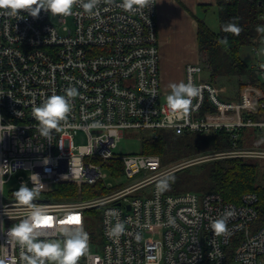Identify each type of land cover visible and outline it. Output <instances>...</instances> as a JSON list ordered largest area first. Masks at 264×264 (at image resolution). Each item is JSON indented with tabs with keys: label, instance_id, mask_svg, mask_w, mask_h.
Here are the masks:
<instances>
[{
	"label": "built area",
	"instance_id": "built-area-1",
	"mask_svg": "<svg viewBox=\"0 0 264 264\" xmlns=\"http://www.w3.org/2000/svg\"><path fill=\"white\" fill-rule=\"evenodd\" d=\"M119 4L97 0L93 12L86 13L76 0L66 16L42 9L37 17L0 8V264H23L24 250L8 236L9 228L31 211L12 194L22 182L39 192L33 203L54 218L39 239L62 241L60 228L77 227L65 213L80 218L88 246L77 264H264V226L252 228L258 218L255 192L243 194L240 204L217 192L166 193L158 188L161 178L188 162L163 168L157 155L115 153L126 131L225 129L232 147L206 158L264 159V147L239 145L244 128H264V119L252 117L264 111V67L253 63L261 80L246 84L238 99H228L222 87L198 78L200 63H188L187 80L191 75L201 93L174 127L163 126L171 110L163 99L158 0H144L135 11ZM260 16L264 20V11ZM68 88L76 89L69 112L50 137L42 136L33 105L53 91L65 95ZM9 126L13 131L3 137ZM82 137L86 142H77ZM138 175L143 177L131 184L118 180ZM64 183L93 196L57 200L52 194ZM93 208L101 210L95 231L87 212ZM227 210H234L227 231L214 235L210 221ZM117 220L125 231L114 239L107 231ZM236 238L231 262L229 249Z\"/></svg>",
	"mask_w": 264,
	"mask_h": 264
},
{
	"label": "trees",
	"instance_id": "trees-1",
	"mask_svg": "<svg viewBox=\"0 0 264 264\" xmlns=\"http://www.w3.org/2000/svg\"><path fill=\"white\" fill-rule=\"evenodd\" d=\"M260 0H216L219 29H212L205 17L195 16L198 22V48L202 71L209 70L204 79L213 82L223 81V77H237L241 89L248 83L257 84L261 79L255 74L251 63L240 54L243 46L258 47L264 40V11L259 5ZM207 12L211 5L202 6ZM232 23L239 27L238 33L224 31L225 24ZM238 79V80H239ZM235 91V90H234ZM239 98V96H238ZM237 98V99H238ZM254 120L264 119V111L252 115ZM256 128H244L241 131L240 146H256L259 139L255 136ZM154 134L147 131L141 136L142 154L158 155L163 168L175 163L195 159L202 154L226 151L232 147L229 131L223 129L211 132L177 133L172 129H160ZM264 140H261V142ZM261 145V144H260ZM259 145V146H260ZM113 163V162H112ZM168 175L174 176L169 181L166 193L197 191L200 193L217 192L225 201L242 203L246 192L258 195L256 208L258 218L252 223V228L264 226V162L260 158L223 157L201 161L178 168ZM94 187V186H93ZM83 191L89 186H83ZM57 200L92 197L93 192L80 193L78 186L73 183L58 185L52 194ZM100 208L89 209L90 225L93 231L97 229ZM240 237V235H239ZM239 242L235 239L229 249V261L233 260L234 249Z\"/></svg>",
	"mask_w": 264,
	"mask_h": 264
},
{
	"label": "clouds",
	"instance_id": "clouds-1",
	"mask_svg": "<svg viewBox=\"0 0 264 264\" xmlns=\"http://www.w3.org/2000/svg\"><path fill=\"white\" fill-rule=\"evenodd\" d=\"M75 2L76 0H0V8L6 9L13 15L23 10L27 14L37 17L43 9L51 15L63 14L66 16L71 13L72 5ZM96 4L97 0H80V7L86 13H92ZM143 4L144 0H120L119 6L125 11H135L137 8L143 7ZM223 30L238 33L239 27L228 23L224 25ZM258 30L264 31L259 28ZM191 71L192 69H189L190 73ZM168 88L170 91L166 96V102L171 113L166 117L163 126L171 128L175 126L179 117L189 112L192 98L199 96L201 89L193 84L191 75L187 82H170ZM65 92V95H61L53 91L38 105H33L32 116L38 121L37 130L42 136L50 137L52 130L58 129L59 123L65 119L69 112V98L76 95V89L68 88ZM2 131L4 137L5 132L11 133L13 130L9 126ZM45 163H47V159ZM70 164L72 174H75L78 169L74 168L72 157ZM174 179V176L165 174L161 178L158 188L166 189L169 186V181ZM12 194L18 204L26 205L31 209L27 217L10 227L8 232V236L24 250L21 253L23 264H46V261L50 264H77L78 257L86 251L88 246V233L79 226L80 218L71 212L65 213L68 223H75L77 227L74 229L60 228L59 231L63 233L62 241L39 239L43 235L42 229L53 227L54 219L47 208L36 206L33 203L34 197L38 196L39 192L22 182ZM108 214L118 215L115 210H109ZM233 214L234 210H227L219 218L210 221V228L214 235L227 231V220ZM124 231V224L117 220L107 231V234L111 238L118 239Z\"/></svg>",
	"mask_w": 264,
	"mask_h": 264
},
{
	"label": "crops",
	"instance_id": "crops-1",
	"mask_svg": "<svg viewBox=\"0 0 264 264\" xmlns=\"http://www.w3.org/2000/svg\"><path fill=\"white\" fill-rule=\"evenodd\" d=\"M216 6V0H158V22L163 89L170 82H186L188 63H199L198 22L203 5ZM204 71L198 75L204 79Z\"/></svg>",
	"mask_w": 264,
	"mask_h": 264
},
{
	"label": "rangeland",
	"instance_id": "rangeland-1",
	"mask_svg": "<svg viewBox=\"0 0 264 264\" xmlns=\"http://www.w3.org/2000/svg\"><path fill=\"white\" fill-rule=\"evenodd\" d=\"M203 17H205L208 25L214 29V30H218L219 29V20H218V15H217V9L216 7H211L207 13L203 14ZM240 54L243 57L244 60H246L248 63H251V65L253 63H260L262 65V67H264V40L261 41V43L259 44L258 47L255 46H243L240 50ZM199 57L200 54H199ZM201 62V59L199 58V63ZM201 65V64H200ZM187 66V65H186ZM203 75H205L206 77L209 75V70H206ZM237 77H230L228 76V79L223 77V81L221 82H214L218 87H222L224 92H223V96L228 98V99H237L238 96H240V92L241 89L244 87H242L241 89L239 88V83L240 80L242 81V79H246L245 77H243L242 79H239ZM235 90V91H234ZM167 94L169 93V91H166ZM166 95L163 96V99H166ZM147 131H126L124 134V137L122 138V140L119 142L117 148L115 149V153L119 156H123V155H127V154H137L141 152V136L146 134ZM156 134V133H154ZM255 136L257 139H259L258 145L260 144V147H264V143L263 141L261 142V140H264V128L255 129ZM77 142L79 143H85L86 140L84 137H82L80 140H77ZM217 153V152H214ZM214 153H207V154H202L200 156H198L195 159H191L188 160L186 162H188L190 164H194L197 162H201V161H206V160H211L214 158H206L205 156L208 155H212ZM158 156V155H157ZM264 162V159L261 158ZM183 162L180 163H175L172 166H167L166 168H172L176 165L180 166V164H182ZM187 166V165H185ZM184 166V167H185ZM183 167V166H182ZM180 167V168H182ZM104 171L108 174L109 179H112L114 182L116 181L114 178L111 177V170L109 168H104ZM175 171V170H174ZM143 176L138 175L135 176L134 178H127L125 176H122L120 179H118L119 181L123 182L124 184H131L134 183L136 181H138L140 178H142ZM15 182H13L12 186L14 185ZM77 185V184H76ZM78 186V185H77ZM58 186L55 187V189ZM79 186H78V191H79ZM147 189H150V187H147ZM81 190L83 191V188L81 187ZM197 192V191H196ZM83 193V192H82Z\"/></svg>",
	"mask_w": 264,
	"mask_h": 264
},
{
	"label": "water",
	"instance_id": "water-1",
	"mask_svg": "<svg viewBox=\"0 0 264 264\" xmlns=\"http://www.w3.org/2000/svg\"><path fill=\"white\" fill-rule=\"evenodd\" d=\"M261 4H262V3H261V1H260V2H259V5L261 6Z\"/></svg>",
	"mask_w": 264,
	"mask_h": 264
}]
</instances>
